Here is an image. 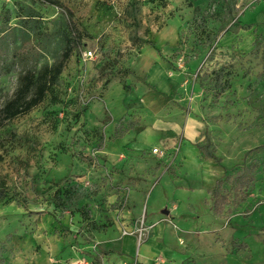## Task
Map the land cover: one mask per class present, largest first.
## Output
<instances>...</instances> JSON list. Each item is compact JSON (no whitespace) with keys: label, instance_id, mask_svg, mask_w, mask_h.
I'll return each mask as SVG.
<instances>
[{"label":"rangeland","instance_id":"374dc122","mask_svg":"<svg viewBox=\"0 0 264 264\" xmlns=\"http://www.w3.org/2000/svg\"><path fill=\"white\" fill-rule=\"evenodd\" d=\"M59 1L85 46L0 130L3 264H264V0ZM67 23L38 0H0V108L22 74L59 63Z\"/></svg>","mask_w":264,"mask_h":264},{"label":"trees","instance_id":"16d2710c","mask_svg":"<svg viewBox=\"0 0 264 264\" xmlns=\"http://www.w3.org/2000/svg\"><path fill=\"white\" fill-rule=\"evenodd\" d=\"M42 4H46L50 7L61 8L65 10L68 16L67 32L68 35L65 39L63 52L58 64L51 68H44L35 74L32 71H26L19 78V83L14 91L10 100H8L0 108V130L7 127L13 120L27 115L37 106H39L45 99L50 87L57 81L65 68L68 61L73 54H80L84 48L85 35L77 28L76 24L72 20V14L69 10L65 9L63 4L59 0H38ZM244 29H248L249 26L242 25ZM220 75L216 74L217 80ZM136 80L144 84L148 90L155 92V89L145 83V79L136 78ZM264 126V123H263ZM205 160H212L219 164L220 159L215 156L214 151L210 148V144H206L198 148ZM234 183V190L238 195H246L248 190L254 187V178L249 171L242 172L238 175L236 182ZM232 183V184H233ZM222 181H217L214 188L210 191V198L213 201L215 213L220 214L223 207L227 204L228 198L223 194ZM6 199L4 191L0 190V202ZM51 202L57 209H64L66 206L58 196L56 192L51 199ZM18 205H21L18 203ZM37 214V213H35ZM30 215H34L31 213ZM2 245L0 244V264H3L2 259ZM97 263H100V259H96Z\"/></svg>","mask_w":264,"mask_h":264},{"label":"crops","instance_id":"0c3cea01","mask_svg":"<svg viewBox=\"0 0 264 264\" xmlns=\"http://www.w3.org/2000/svg\"><path fill=\"white\" fill-rule=\"evenodd\" d=\"M150 85V84H149ZM152 92V91H151ZM155 92H156V90H155ZM189 122V124H190V126H189V128H190V130H191V137H190V140L188 141V143H190L191 141H192V139L194 138V136L198 133V131H199V123L198 122H196V121H190V120H188L187 121V123ZM186 129H187V127H186ZM124 140V139H123ZM191 145V144H190ZM119 146H120V144H119ZM192 148V147H191ZM192 155H193V157H195V159L196 160H200L201 158H200V154H199V152H197V151H195V150H193V153H192ZM184 160V159H183ZM177 209H178V211H177V214H175V220L177 219V218H180V217H186V214H182L183 212H186V211H180V209H179V207H177ZM165 214V213H164ZM169 214V212H167V214L166 215H168ZM126 239H128V240H130L131 241V243L133 244L134 242H135V239L132 237V236H126V237H123L122 239H121V242L123 243V241H126ZM124 252V247H123V244H121V253H123Z\"/></svg>","mask_w":264,"mask_h":264},{"label":"built area","instance_id":"2783aa9c","mask_svg":"<svg viewBox=\"0 0 264 264\" xmlns=\"http://www.w3.org/2000/svg\"><path fill=\"white\" fill-rule=\"evenodd\" d=\"M92 58H93V53L91 51L84 52L81 57L83 62H87ZM151 152L154 156L162 157L164 155V150L160 148H153ZM140 235H142V230L140 231ZM126 236H132V234L127 230H123L122 237H126Z\"/></svg>","mask_w":264,"mask_h":264},{"label":"water","instance_id":"95a60500","mask_svg":"<svg viewBox=\"0 0 264 264\" xmlns=\"http://www.w3.org/2000/svg\"><path fill=\"white\" fill-rule=\"evenodd\" d=\"M165 214H167V212H164Z\"/></svg>","mask_w":264,"mask_h":264}]
</instances>
